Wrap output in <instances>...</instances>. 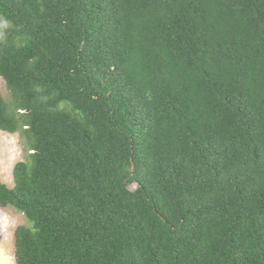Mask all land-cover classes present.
<instances>
[{"label":"trees","instance_id":"16d2710c","mask_svg":"<svg viewBox=\"0 0 264 264\" xmlns=\"http://www.w3.org/2000/svg\"><path fill=\"white\" fill-rule=\"evenodd\" d=\"M0 77L15 264H264V0H0Z\"/></svg>","mask_w":264,"mask_h":264},{"label":"rangeland","instance_id":"374dc122","mask_svg":"<svg viewBox=\"0 0 264 264\" xmlns=\"http://www.w3.org/2000/svg\"><path fill=\"white\" fill-rule=\"evenodd\" d=\"M0 94L8 100L5 82L0 77ZM18 134L0 132V180L8 187L14 185V165L23 159ZM26 225L22 214L11 208H0V264H15L14 232L17 227Z\"/></svg>","mask_w":264,"mask_h":264}]
</instances>
